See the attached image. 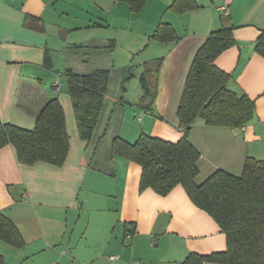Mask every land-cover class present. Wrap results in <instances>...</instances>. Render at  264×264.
<instances>
[{
	"label": "crops",
	"instance_id": "crops-1",
	"mask_svg": "<svg viewBox=\"0 0 264 264\" xmlns=\"http://www.w3.org/2000/svg\"><path fill=\"white\" fill-rule=\"evenodd\" d=\"M175 1L147 0L135 13L120 0H0V122L33 130L58 97L70 140L61 166L24 165L12 145L0 148V212L23 238L21 247L0 240L4 264H181L191 253L226 251L225 234L181 185L167 196L140 191L141 166L112 151L116 137L182 138L178 109L195 55L211 32L229 25L235 44L215 65L230 76L229 89L255 101V118L242 128L197 121L190 135L201 155L197 182L216 170L240 176L248 157L264 159V56L256 50L264 0H181V11L170 9ZM161 24L175 30V40L151 38ZM133 26L136 37L125 39ZM121 37L125 53L117 51ZM160 58L152 102L140 77ZM98 70L110 72L107 94L85 141L66 74Z\"/></svg>",
	"mask_w": 264,
	"mask_h": 264
},
{
	"label": "trees",
	"instance_id": "trees-1",
	"mask_svg": "<svg viewBox=\"0 0 264 264\" xmlns=\"http://www.w3.org/2000/svg\"><path fill=\"white\" fill-rule=\"evenodd\" d=\"M120 1L127 3L135 13L140 12L147 2ZM181 3V0H176L170 9L184 10ZM151 38L162 42L175 40V30L170 25L161 24ZM234 44L233 27L224 25L211 32L197 51L178 109L183 136L177 143L145 134L135 143L120 137H116L112 143L114 155L141 166L140 191L152 189L158 195L167 196L181 185L191 201L207 212L225 234V252L208 256L191 253L181 264H264V159L248 157L240 176L216 170L199 183L201 155L190 140L191 131L199 120L210 127L242 128L255 118V101L229 89L230 76L215 65L217 57ZM256 50L264 56V33L257 41ZM162 62L160 58L146 63L140 77L144 97H150L152 102L156 96ZM46 63L50 64L49 58ZM109 77L108 70L85 75L71 71L66 74L67 92L73 103L79 135L85 141L91 140L94 134L107 94ZM7 145L15 148L21 164L44 162L54 166L63 165L70 140L59 98H52L47 103L33 130L0 122V148ZM0 240L15 247L23 246L19 230L1 212ZM0 264H4L1 256Z\"/></svg>",
	"mask_w": 264,
	"mask_h": 264
},
{
	"label": "rangeland",
	"instance_id": "rangeland-1",
	"mask_svg": "<svg viewBox=\"0 0 264 264\" xmlns=\"http://www.w3.org/2000/svg\"><path fill=\"white\" fill-rule=\"evenodd\" d=\"M121 26V25H120ZM133 31H132V30ZM138 32V30H137V27L135 26H133V27H129L128 28V30L125 32V35L123 36L125 39H127L128 37L129 38H135L136 36H135V34ZM124 33V32H123ZM125 41H127V40H125ZM125 41H122V37L120 38V43H119V46H118V49H117V51H118V53H125V50H127L128 48H127V43L125 42ZM122 63H120V61H119V63H118V65H116V66H120ZM115 68H118V67H115ZM116 73H120V72H116ZM115 77H113V80H112V84H116V79H114ZM137 85L138 84H135V82L133 83V86H132V91L130 92V95H132V96H135L136 95V92H137Z\"/></svg>",
	"mask_w": 264,
	"mask_h": 264
},
{
	"label": "built area",
	"instance_id": "built-area-1",
	"mask_svg": "<svg viewBox=\"0 0 264 264\" xmlns=\"http://www.w3.org/2000/svg\"><path fill=\"white\" fill-rule=\"evenodd\" d=\"M221 13L224 15V16H228L229 15V11L227 9V7H222L220 9ZM127 237H130V235H127ZM117 257H112L111 259H116Z\"/></svg>",
	"mask_w": 264,
	"mask_h": 264
}]
</instances>
